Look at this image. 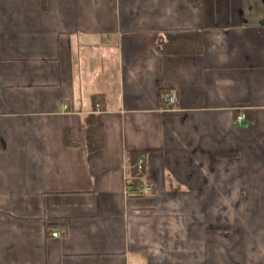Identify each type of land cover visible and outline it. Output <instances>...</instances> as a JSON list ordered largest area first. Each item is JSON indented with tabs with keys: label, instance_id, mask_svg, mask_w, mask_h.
Masks as SVG:
<instances>
[{
	"label": "crops",
	"instance_id": "obj_1",
	"mask_svg": "<svg viewBox=\"0 0 264 264\" xmlns=\"http://www.w3.org/2000/svg\"><path fill=\"white\" fill-rule=\"evenodd\" d=\"M0 264H264V0H0Z\"/></svg>",
	"mask_w": 264,
	"mask_h": 264
},
{
	"label": "built area",
	"instance_id": "obj_2",
	"mask_svg": "<svg viewBox=\"0 0 264 264\" xmlns=\"http://www.w3.org/2000/svg\"><path fill=\"white\" fill-rule=\"evenodd\" d=\"M164 101L166 103V105L168 106V108H172L173 105L176 104L177 101V93L175 91L171 92L170 94H167L164 96ZM67 108V106H65ZM236 123L241 126V127H248V122H247V114L244 111H240L237 115H236ZM139 170H145L146 168V159L145 158H139L136 162L135 165ZM128 190V193H133L134 195H138V196H147L152 194L153 192V186L152 184L146 180L145 178H143V182L141 184L136 185L132 190ZM53 236H58L59 235V231H54Z\"/></svg>",
	"mask_w": 264,
	"mask_h": 264
},
{
	"label": "trees",
	"instance_id": "obj_3",
	"mask_svg": "<svg viewBox=\"0 0 264 264\" xmlns=\"http://www.w3.org/2000/svg\"><path fill=\"white\" fill-rule=\"evenodd\" d=\"M161 45H158L157 49L161 52L162 48ZM86 127V138L89 143V149L91 151L98 150L101 148L103 145V140H102V134H101V129L99 127V124L96 123L95 119L91 116L87 124L85 125ZM132 155L134 156L133 163L134 161L137 160L138 155ZM144 174L143 170H139L136 166L132 167L131 171V178L128 181V187L132 190L136 185L141 184L143 182L142 176ZM135 196V195H133Z\"/></svg>",
	"mask_w": 264,
	"mask_h": 264
},
{
	"label": "rangeland",
	"instance_id": "obj_4",
	"mask_svg": "<svg viewBox=\"0 0 264 264\" xmlns=\"http://www.w3.org/2000/svg\"><path fill=\"white\" fill-rule=\"evenodd\" d=\"M91 42L94 45V50L90 51V55H93V53H95L96 55L99 54V51H102L101 48H99L98 44H99V41H96V40H91ZM110 43H108L105 47L106 49V56L108 57L109 61L112 63V62H116V51H115V46L113 45V42L114 40H109Z\"/></svg>",
	"mask_w": 264,
	"mask_h": 264
}]
</instances>
